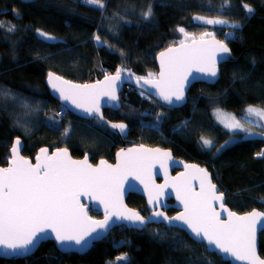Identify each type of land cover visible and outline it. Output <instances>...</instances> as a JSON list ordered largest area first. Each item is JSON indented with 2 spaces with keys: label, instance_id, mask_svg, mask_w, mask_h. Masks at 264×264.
Returning a JSON list of instances; mask_svg holds the SVG:
<instances>
[{
  "label": "trees",
  "instance_id": "obj_1",
  "mask_svg": "<svg viewBox=\"0 0 264 264\" xmlns=\"http://www.w3.org/2000/svg\"><path fill=\"white\" fill-rule=\"evenodd\" d=\"M104 3L100 9L83 0H0V88L18 94L31 109L44 110L39 126L26 131L18 126L21 104L0 102V166H7L8 149L15 138L23 140V156L27 159H33L42 148L64 147L77 159L89 155L92 164L102 160L112 163L114 154L125 146L159 147L210 172L232 212H264V157L258 156L264 152V142L243 141L239 136L237 143L226 146L231 135L212 117L217 109L240 117L249 105L264 108V0ZM150 4L154 15L145 20L141 12ZM245 4L252 13L247 12ZM195 15L227 19L240 26L233 29L198 24ZM9 25H14L15 31H8ZM179 27L189 34L206 31L225 40L234 61L220 67L215 85H193L186 105L177 109L165 107L135 88H125L120 109L113 113L104 110L110 122L128 124L129 135L123 140L98 119L85 121L69 114L47 91L49 72L78 84L100 81L114 75L118 68L146 78L152 73L154 78L156 55L184 39ZM37 30L56 40H43ZM229 32L235 35L228 36ZM60 114V121L52 124L50 115ZM67 125L73 131L65 138L63 129ZM202 137L211 140L214 147H205ZM128 197L129 207L147 214L142 197ZM174 213L173 209L167 212L169 216ZM90 216L99 218L94 212ZM177 240L184 245H178ZM258 244L264 259V233ZM206 248L184 232L163 225H150L140 232L119 227L84 255L61 254L55 243L45 242L33 256L0 258V264H125L119 260L125 254L129 264H229Z\"/></svg>",
  "mask_w": 264,
  "mask_h": 264
},
{
  "label": "snow or ice",
  "instance_id": "obj_2",
  "mask_svg": "<svg viewBox=\"0 0 264 264\" xmlns=\"http://www.w3.org/2000/svg\"><path fill=\"white\" fill-rule=\"evenodd\" d=\"M87 5L105 7L104 0H83ZM227 3V0H225ZM165 6V5H161ZM248 13L253 9L244 5ZM154 15L153 6L141 12L143 19L148 20ZM194 21L206 25H228L230 28H239V24L230 23L227 19L209 18L204 15H195ZM0 27H3L0 24ZM8 31H15L14 25L8 26ZM39 37L46 41H55L50 34L37 30ZM178 31L186 39L189 33L184 27ZM228 36L235 33L229 32ZM211 36L209 41L204 37ZM97 42L100 37L96 36ZM227 39V37H226ZM230 48L225 40H218L210 32L203 33L197 40L191 37V43L180 41V47L168 48L160 53V72L158 78H153L149 73L148 78L136 76L137 86L143 84L155 88L156 92H148V96L159 95L167 104L184 99V92L188 77L193 69L207 76H217V63L225 59V54H230ZM123 55V53H121ZM126 73L125 75H122ZM134 76L130 70L118 68L114 76H105L103 86L97 84H75L61 76L49 72L48 84L59 94V98L76 109H80L88 117L99 121L104 120L100 111L101 98L117 102L114 107H119L118 88L124 80L130 81ZM141 95L146 93L141 92ZM16 101L25 109L32 106L27 101L19 100L18 94L9 89L0 88V102ZM38 107V105H37ZM36 110V109H32ZM248 117L255 116L264 120V108L249 105L246 108ZM218 121L229 131L239 129L250 132L253 123L249 121L245 127L241 120L234 115L216 110ZM52 124L58 123L53 117ZM159 122V117L157 118ZM113 129L125 132L127 125L124 123L111 124ZM264 134V125H260ZM27 131V129H25ZM73 129L69 125L63 129L64 136H68ZM205 147H214L213 142L201 138ZM22 144L19 138L12 146V160L10 167L0 168V249L4 255H27L38 247L43 241L52 239L61 246L62 251H68L65 245L74 244L82 250L90 241L95 240L99 231L108 232L113 227H126L122 222L127 221L140 230L149 223L166 222L169 228L178 227L179 230L189 232L190 236L198 243L207 242L206 251L210 254L218 250L220 253L230 255L237 261H246L247 264H264L256 254L257 225L264 220V212L252 211L243 216L224 207V193L219 192L205 169H196L200 176V191L191 188L187 179H172L164 186H157L142 179L147 173L151 176L152 164L163 158H170L169 153H162L160 149H146L141 145L138 149H128L126 153H118L119 162L113 167L106 161H101L100 166L93 167L88 163L87 157L83 161H74L68 155L67 149H61L53 155L47 154V149H41V155L36 157L35 164L20 155ZM219 149H217L218 151ZM264 157V152L258 153ZM163 167V164L161 165ZM186 168H195L185 166ZM128 175L141 179L148 193L149 205H158L159 197L165 186H170L176 191L177 199L183 205V211L178 215L169 217L163 211H153L148 217L127 208L123 203L122 186ZM90 195L104 206L103 220H93L85 211V206L79 198ZM264 199V198H262ZM219 203L227 219L221 218L214 204ZM114 218V219H113ZM96 234V235H94ZM178 245H184L182 240H177ZM119 260L129 264L127 255H122ZM210 264V262H209Z\"/></svg>",
  "mask_w": 264,
  "mask_h": 264
},
{
  "label": "water",
  "instance_id": "obj_3",
  "mask_svg": "<svg viewBox=\"0 0 264 264\" xmlns=\"http://www.w3.org/2000/svg\"><path fill=\"white\" fill-rule=\"evenodd\" d=\"M207 40H211L212 37H209V38H205ZM217 39V38H216ZM199 40V39H197ZM186 44H190V42H185ZM180 47V44H177V45H174V47L172 48H178ZM170 48V47H169ZM168 49V48H167ZM167 49L163 50L162 52L166 51ZM161 53V52H160ZM160 53H158L156 55V61H155V65H156V68H157V73L156 75L154 76V78H158L159 76V72H160ZM234 61V58L232 56V54H225V59L219 61L217 63V76L216 77H211V76H207L205 75L204 73H201V72H197L195 71V69L192 70L190 76L188 77V83L186 85V88H185V92H184V99L181 100V101H176L174 98H173V103L171 105L167 104L163 99L160 98V96L157 94L155 96H149L152 100L154 101H157L159 104L163 105V106H167L169 108H172V109H177V108H181L183 107L184 105H186L187 103V96H188V93L191 89V87L193 85H196L197 83H202L206 86H212V85H215L220 76H219V73H220V67L224 64V63H228V62H233ZM115 75V74H114ZM114 75H111V76H114ZM122 75H125L126 76V73H123ZM135 75L131 78L130 81L128 80H124L119 88H118V91H117V95L119 97V107H114V105L117 103V102H113V101H108L106 97H102L101 98V107H100V111L101 113L103 114L104 116V110H107V111H110V112H117L120 107H121V102H120V96L121 94L123 93V90L125 88H135L141 92H144L147 93L148 92H153L155 93L156 92V89L155 88H151L149 85L147 84H143V81H141V86H137L136 84V80H135ZM48 76L45 80V84H46V88H47V91L49 92V94H51V96L56 100V102L59 104V105H62L66 111L69 113V114H72L74 115L75 117H77L78 119L80 120H85V121H92V119H95L93 117H88L87 114L83 113L80 109H76L74 108L73 106H71L70 104H68L67 102L61 100L59 98V94L54 92V90L51 88V86L48 84ZM105 81V77L101 78L100 81H97V82H101L100 86H103V82ZM97 82H92L91 84H97ZM75 84H78V83H75ZM80 84H83V83H80ZM148 96V95H147ZM102 124H105L109 130L113 133V134H116L120 139H125L127 138V136L129 135V126L127 123L124 122V124L127 125L126 127V130L125 132L121 133L119 131V129H113L111 127V124L113 123H123V122H110L108 119H106L104 117V120L103 121H100ZM17 138H15L10 146V148L8 149L9 152H8V163H7V166L5 167H1L0 168H7V167H10V161L12 160V153H11V149H12V146L14 145L15 141H16ZM20 141H21V144H22V148L20 150V155L23 156V151H24V144H23V140L21 138H19ZM242 140L243 141H253V140H258V141H263L264 142V134H258V133H253L252 135H249V134H245L242 136ZM141 145H136V146H125L124 148L118 150L114 155V160H113V163H110L108 162L107 160H103V161H106L107 164L109 165H112L113 167H115V165L119 162V157H118V153H121V152H124L126 153L128 151V149H138ZM144 146V145H143ZM144 148L146 149H160V152L161 154L162 153H169L170 154V158H163L161 156L160 159H157L153 164H152V167H151V176L149 177V175L147 173H145L143 176H142V179H144L146 182H149L150 186L152 184H155L157 186H164L166 185V182H170L172 179H175V178H179V179H187L188 182L190 183L191 185V188L196 191V192H199L200 191V176L199 174L197 173L196 169H204L200 166H198L197 164L195 163H187L185 161H183L182 159H177L174 157L173 153L170 151V150H165V149H161L159 147L157 148H154V147H150V146H144ZM43 149H47V154L48 155H53L54 153L58 152L59 150L61 149H66L64 147L62 148H56V149H48V148H43ZM68 151V155L72 158V160L74 161H83L86 157H87V161L89 164H91L93 167H98L100 166V162H97L95 164H92L91 161H90V156L89 155H85L83 156L82 159H77L75 157H72L71 156V153L70 151L67 149ZM41 155V151H39L37 153V155L33 158V159H26L28 161H30L31 163L35 164L36 162V157ZM163 164V167L161 166ZM188 165V166H192L194 165L195 168H186L185 166ZM178 170V174H172L173 171H176ZM206 170V169H205ZM208 172V171H207ZM209 173V176L213 182V178H212V174L210 172ZM214 184H216L215 182H213ZM217 186V185H216ZM217 189L219 191V187L217 186ZM122 195H123V203L124 205L129 208V209H132L134 211H137L139 212L142 216H145V217H148L152 214L153 211H163L165 213V215L169 216L167 214V212L171 209H173L175 211L174 214H171V216L169 217H173V216H176L178 215L181 211H183V205L180 204V201L177 199V195H176V191L170 187V186H165L164 189H163V192L162 194L160 195L159 197V204L158 205H149L148 203V193L145 191V185L144 183H141V179H137L135 178L134 175H128L125 179V182L122 186ZM220 192V191H219ZM130 195H134V196H140L144 199V202H145V207H146V210H147V215H143L140 211L134 209V208H131L127 205V200H128V196ZM225 200H226V197L224 195V207L227 208L229 211H231V209L228 207V205L225 203ZM79 201L81 204H83L85 206V211L87 212L88 216H90V212H94L95 214H99V218L95 219L93 217H91L93 220H103L104 219V216H105V210H104V206L102 204H100L96 199H94L92 196L90 195H83L79 198ZM214 207L216 208L217 211H220L221 212V218L226 220L227 219V213L223 212L222 209L220 208V205L219 203H216L214 204ZM252 211H258V212H261L259 210H252ZM252 211H249V212H252ZM232 212V211H231ZM249 212H246L249 213ZM236 213V212H235ZM238 216H243V215H246V214H238L236 213ZM114 219V218H113ZM123 224L127 225L126 227H123L127 230H133V231H142L140 230L139 227H136V226H132L129 222L127 221H124L122 222ZM150 225H156V226H161L163 225L164 227H166L167 229H177L179 230L178 227H171L169 228L166 224V222H161V223H149L147 224L145 227L147 226H150ZM145 227L143 229H145ZM119 227H113L111 228L108 232H104V231H99V235L97 236V238L95 240H92L90 241V243L85 246L82 250L79 248V246H76L74 244H69V245H65L66 248H68V251H62L61 250V246L58 245L56 243V241L54 240V238L52 239H47L45 241H43L40 245H38V247L36 249H34L31 253H28L27 255H12V254H8V255H4V250L3 249H0V258H5V259H14V258H17V257H21V258H24V257H29V256H33V254L37 251V249L42 245L44 244L45 242H52V243H55L56 245V248L57 250L61 253V254H79V255H84V254H87L88 251L92 248V246L94 244H97L98 242L100 241H103L105 239L108 238L109 234L114 230V229H117ZM181 232H184L186 234L187 237H189L193 242L195 241V239L193 237L190 236L189 232H186V231H183V230H179ZM264 233V220H261V222L257 225V232H256V254L257 256L261 259V260H264L260 255H259V244H258V241H259V237L260 235ZM96 235V234H94ZM196 242V241H195ZM198 243V242H197ZM200 244H203L205 247H208L207 246V242L204 241L203 243H200ZM212 253H214L215 255H217L218 257H220V259L224 262V263H229V264H247L246 261H237L235 260L234 257H231L230 255H227V254H223V253H220L218 250H215L213 251Z\"/></svg>",
  "mask_w": 264,
  "mask_h": 264
},
{
  "label": "rangeland",
  "instance_id": "obj_4",
  "mask_svg": "<svg viewBox=\"0 0 264 264\" xmlns=\"http://www.w3.org/2000/svg\"><path fill=\"white\" fill-rule=\"evenodd\" d=\"M22 1H33V0H22ZM226 26V25H225ZM206 33V31H205ZM201 34H189V38L186 39L185 36H184V41L185 42H190L191 41V37H195L196 39H200L201 38ZM211 36H206L204 38H209ZM20 110H21V121L19 123V128H23V129H29L30 127L31 128H34V127H38L39 124H40V117L42 115V113L44 112L43 109H39V110H32V109H25L24 107H20ZM221 110V109H220ZM223 111V110H221ZM225 112V111H223ZM216 113V110H214L212 112V117L213 119L215 120V122L221 126L223 129H225L230 135H231V138L230 140L226 143V146H232V144H235L237 143L240 139H239V136L242 135V134H245L243 131H240L239 129H236L234 131H229V129L225 128L224 125L222 123H220L215 115ZM227 113V112H226ZM229 114H232V113H229ZM234 115V114H232ZM51 118H55L56 120L59 119L58 121H60V119L62 118V115L60 114V116H55V115H50ZM235 116V115H234ZM237 119L241 120V123H244L245 124V127H248V123L249 121H258V123H253V126L251 127L250 131H255V130H260L261 133H262V129L260 127V125H264V120H258L257 117L255 116H252V117H248L247 116V113H246V109L243 111V113L241 114L240 117H237L235 116ZM69 125H67L68 127ZM91 130L95 129L94 125H90L89 126ZM65 138H68V136H65ZM208 148V147H207Z\"/></svg>",
  "mask_w": 264,
  "mask_h": 264
},
{
  "label": "bare ground",
  "instance_id": "obj_5",
  "mask_svg": "<svg viewBox=\"0 0 264 264\" xmlns=\"http://www.w3.org/2000/svg\"><path fill=\"white\" fill-rule=\"evenodd\" d=\"M166 49H167V48H166ZM164 50H165V49H164ZM155 75H156V74H155ZM253 133H256V132L253 131L252 134H253ZM245 134H248V133H245ZM245 134H242V135H240V136H243V135H245ZM258 134H262V133H258ZM262 135H263V134H262ZM241 138H242V137H241Z\"/></svg>",
  "mask_w": 264,
  "mask_h": 264
},
{
  "label": "flooded vegetation",
  "instance_id": "obj_6",
  "mask_svg": "<svg viewBox=\"0 0 264 264\" xmlns=\"http://www.w3.org/2000/svg\"><path fill=\"white\" fill-rule=\"evenodd\" d=\"M112 163H113V162H112ZM178 172H179V171H178V170H176V171H173V172H172V174H174V175H175V174H178ZM146 215H147V214H146Z\"/></svg>",
  "mask_w": 264,
  "mask_h": 264
},
{
  "label": "crops",
  "instance_id": "obj_7",
  "mask_svg": "<svg viewBox=\"0 0 264 264\" xmlns=\"http://www.w3.org/2000/svg\"><path fill=\"white\" fill-rule=\"evenodd\" d=\"M251 133L253 132V131H250ZM244 133H247V132H244Z\"/></svg>",
  "mask_w": 264,
  "mask_h": 264
}]
</instances>
